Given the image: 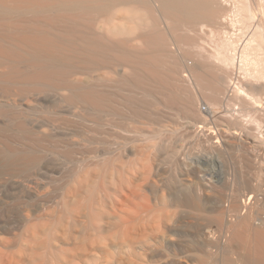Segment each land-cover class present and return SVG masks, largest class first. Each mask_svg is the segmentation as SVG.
Here are the masks:
<instances>
[{"label":"bare ground","instance_id":"1","mask_svg":"<svg viewBox=\"0 0 264 264\" xmlns=\"http://www.w3.org/2000/svg\"><path fill=\"white\" fill-rule=\"evenodd\" d=\"M0 264H264V0H0Z\"/></svg>","mask_w":264,"mask_h":264},{"label":"rangeland","instance_id":"2","mask_svg":"<svg viewBox=\"0 0 264 264\" xmlns=\"http://www.w3.org/2000/svg\"><path fill=\"white\" fill-rule=\"evenodd\" d=\"M207 38H208V37H207ZM207 38H206V39H207ZM208 39L210 40V38H208ZM209 42H210V41H209ZM207 44H209L208 41H207ZM204 109H205V108H204ZM3 190H5V189L3 188Z\"/></svg>","mask_w":264,"mask_h":264}]
</instances>
